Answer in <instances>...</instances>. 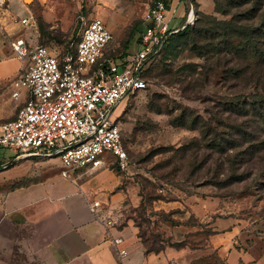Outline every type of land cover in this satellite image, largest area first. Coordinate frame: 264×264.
<instances>
[{
  "label": "rangeland",
  "instance_id": "obj_1",
  "mask_svg": "<svg viewBox=\"0 0 264 264\" xmlns=\"http://www.w3.org/2000/svg\"><path fill=\"white\" fill-rule=\"evenodd\" d=\"M152 2L22 0L36 22L37 33L30 28L37 35V43L54 48L72 40L74 42L76 35L82 32L79 16H83L86 23L99 18L113 35L109 45L112 57L136 48L135 42L143 27L144 14ZM193 3L192 6L188 2L185 15L187 18L188 10L192 8L193 19L190 24L195 29L203 28L206 23H211L208 28L213 27V24L221 25V21L231 18L230 13L235 9V0H193ZM242 6L245 8L246 5ZM175 15L171 20L170 15L166 16L168 28H176L182 23L183 11L179 9ZM21 34L24 36V33ZM195 35L192 32L175 38L150 63L146 87L118 103L113 113L120 116L117 124L125 140L128 165L123 170L112 168L109 165L111 156L107 153L100 155L107 166L98 172L97 182L93 183L95 190L106 191L113 185V178H118L114 191H121L123 198L112 209L111 217L119 228L131 226L136 237L145 242V247L153 250L167 246L180 247L185 242L196 244V239L187 238L188 232H209L189 212L187 201L192 199L195 202H213L216 211L212 216H234L248 226L258 225L261 227L258 230L264 232L263 162L256 158L254 161L260 162H255L253 166L255 163L251 164L249 160L251 154H240L244 150L240 144V147L226 152L243 156L234 172L230 173L227 160L223 156L218 157L220 164L217 166L214 156L205 145L199 148L194 143L190 147L193 153H189V142L202 141L197 129L172 124L183 112L191 113L199 116L203 122L211 121V125L216 128L214 132L224 136L229 130V122L225 119L226 107L222 105L226 102L235 105L253 103L260 97L254 85L241 90L236 85L237 79L233 77L235 74L229 66L239 63L235 58L229 61L232 55L226 54L224 58L217 54L200 55L195 47L198 48L200 42L197 38L201 35ZM226 74L230 78L225 79ZM9 95L10 89L3 103L8 110L16 103ZM5 107L0 104V108ZM245 117L251 118L249 115ZM252 120L255 129H248L254 135L263 133L255 119ZM246 160L248 165H244ZM62 168L64 166L57 156H25L0 146V174L5 175L7 181L15 177L22 179L31 171L37 174L40 171H47L51 175L60 174ZM100 206L109 208V204L104 202ZM0 264L37 263L29 260L16 241H11L4 247L0 246Z\"/></svg>",
  "mask_w": 264,
  "mask_h": 264
},
{
  "label": "crops",
  "instance_id": "obj_2",
  "mask_svg": "<svg viewBox=\"0 0 264 264\" xmlns=\"http://www.w3.org/2000/svg\"><path fill=\"white\" fill-rule=\"evenodd\" d=\"M189 1L168 0L170 20L179 9L185 17ZM22 17L34 19L22 0H0V104L5 107L9 89V98L16 102L9 110L0 108V120L15 115L19 102L11 97L12 81L24 66V61L12 52L9 40L22 37L28 43H37V31L24 27L20 23ZM103 167L69 179L61 173L31 171L22 179L7 181L0 174V246L16 241L29 260L37 264H119L111 238L120 236L121 247L127 249L124 264H264V232L258 230L261 227L248 226L226 214L212 216L216 207L206 200L187 201L189 212L209 231L188 232L187 238L196 239V244L185 242L180 247L167 246L158 253H147L132 227L119 228L111 217L112 209L123 198L121 191H114L118 178H113L110 189L95 190L93 183ZM93 201L99 202L95 213L89 209ZM103 202L109 208H102ZM107 219L115 225L107 227Z\"/></svg>",
  "mask_w": 264,
  "mask_h": 264
},
{
  "label": "built area",
  "instance_id": "obj_3",
  "mask_svg": "<svg viewBox=\"0 0 264 264\" xmlns=\"http://www.w3.org/2000/svg\"><path fill=\"white\" fill-rule=\"evenodd\" d=\"M165 1L153 0L136 48L117 57H105L113 35L99 18L86 23L79 16L82 32L68 45L51 48L12 37L9 46L24 66L12 81L11 97L19 105L12 118L0 123V146L25 156H57L67 179L107 166L100 157L104 153L112 158L109 165L125 169L128 156L113 112L123 98L146 87L142 74L169 29ZM191 12L186 21H192ZM20 23L37 31L32 17H22ZM98 207L93 201L89 209L95 213ZM105 224L113 227L115 222L107 219ZM111 242L124 264L123 238L114 236Z\"/></svg>",
  "mask_w": 264,
  "mask_h": 264
},
{
  "label": "trees",
  "instance_id": "obj_4",
  "mask_svg": "<svg viewBox=\"0 0 264 264\" xmlns=\"http://www.w3.org/2000/svg\"><path fill=\"white\" fill-rule=\"evenodd\" d=\"M167 2L168 0L165 1L168 8ZM191 5H194L193 0L191 1ZM242 5H246L245 8H243ZM234 8V11L230 13L231 18L226 21H221V25L219 26L212 23L214 26L208 28L207 26L211 23H206L203 28L195 29L193 24L189 23L177 32H172L183 26L186 21L185 15L182 23L178 25V27L169 28L167 30V36L160 50L151 57L152 62L162 54L175 38L194 32V34H196L195 36L201 35L200 38H197L200 42L198 48L194 46L198 53H201L200 55L217 54L223 58L226 54L232 55L229 61L235 58L239 63H232V65L229 66L230 71L235 74L233 77L237 79L236 85H238L240 90L247 86H255L256 92L260 96L255 102H244L236 105L226 102L222 105L226 107L224 108L226 113L225 119L229 122V130L224 136L221 135V133L216 134L214 132L216 128L211 125V121L208 123L203 122L199 119V116L191 113L183 112L181 116L175 118L172 122L174 126L197 129L200 132L202 141L193 140L189 142L187 144L189 145L187 148L189 153H193V150L190 148L192 144L195 143L196 147L199 148L205 145L206 149L214 156V163L217 166L220 164L218 157L223 156L227 160L230 173L234 172L237 164L239 165V162L243 159V156H238L239 153L230 155L226 152L229 149L233 150L234 148L240 147V144L244 148L243 151L238 150L240 154L249 153L251 154V158L249 159L251 164L260 162L259 160L254 161L258 158L263 162L264 166V0H235ZM75 39H77V37H75ZM71 42H73V40ZM71 42L66 43V45ZM124 53L126 52H122L121 54ZM105 57H112L111 52L108 51ZM148 69L149 66L142 74L145 81ZM230 71L229 73H231ZM227 77L230 78L228 74H226L225 79H227ZM237 113L238 115H236ZM248 115L251 117L250 119L247 117L243 118V116ZM119 117L120 116H118L117 119ZM237 118L242 120H238ZM252 118L255 119L263 133L254 135L252 130H249L255 129ZM231 120L234 122H231ZM123 141L125 143L124 138ZM201 142H203V144H201ZM256 163L253 166H255ZM111 165L112 168L116 167L119 169L115 164ZM244 165H248L247 160L244 162ZM240 169L242 172L241 167ZM241 172H239V174H241ZM251 174L255 175L253 172H251ZM141 243L145 246L143 240H141ZM145 248L147 253H158L164 249L153 250L151 248Z\"/></svg>",
  "mask_w": 264,
  "mask_h": 264
},
{
  "label": "water",
  "instance_id": "obj_5",
  "mask_svg": "<svg viewBox=\"0 0 264 264\" xmlns=\"http://www.w3.org/2000/svg\"><path fill=\"white\" fill-rule=\"evenodd\" d=\"M191 14H193V10H192ZM189 23H191V21H186L181 28H183L186 24H189ZM180 29H178V30H180ZM178 30H176L174 32H177Z\"/></svg>",
  "mask_w": 264,
  "mask_h": 264
},
{
  "label": "bare ground",
  "instance_id": "obj_6",
  "mask_svg": "<svg viewBox=\"0 0 264 264\" xmlns=\"http://www.w3.org/2000/svg\"><path fill=\"white\" fill-rule=\"evenodd\" d=\"M26 1H28V0H26ZM190 18L193 19V14H190Z\"/></svg>",
  "mask_w": 264,
  "mask_h": 264
}]
</instances>
